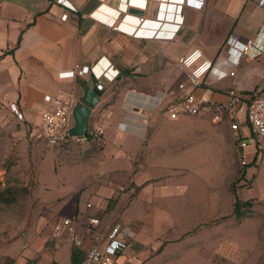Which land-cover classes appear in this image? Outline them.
Returning <instances> with one entry per match:
<instances>
[{
	"label": "crops",
	"instance_id": "obj_1",
	"mask_svg": "<svg viewBox=\"0 0 264 264\" xmlns=\"http://www.w3.org/2000/svg\"><path fill=\"white\" fill-rule=\"evenodd\" d=\"M66 1L71 7L55 0H0V111L15 104L22 119L12 114L33 137L40 124V111L45 107V95L66 99L73 94L75 99L80 86L90 87L100 101L90 114L88 126L96 134L97 128L102 131L96 138L98 143L82 142L90 148L86 156L96 160L89 167L93 178L90 186H75L51 200L42 199L40 203L46 205L47 213L36 216L6 247L5 255L13 259L12 264H81L86 251L96 243L88 227L89 220L97 218L99 229L119 226V240L123 242L119 261L142 264L148 254L163 253V241H169L166 237L146 235L142 226L151 219L148 205L157 197L174 196L180 190L177 186H151L154 178L147 170L153 153L164 151L165 128L178 121L170 120L166 113L167 104L175 96L171 94L185 80L178 60L191 50L200 49L212 62L213 69L200 87L191 90L201 99L226 106L230 103V90L244 97L264 95V7L259 5L261 0H204L200 10L183 5L181 13L176 11L179 18L183 17V25L173 38L159 40L129 36L113 30L106 22L117 17L119 21L124 17H142L150 25L144 28L154 30L152 25L164 20L166 5L180 3ZM123 23L122 29L136 26L132 21ZM229 36L253 42L250 52L238 64L228 59L225 41ZM101 58L119 74L113 81L105 80L100 91L91 74L59 77L76 66H93ZM159 92L165 94L166 100L154 113L141 112L148 117L143 132L138 119L127 120L124 98L130 93L139 105L144 104V96ZM209 112L200 116L210 115ZM233 118L239 123L241 136L249 138L244 116L233 114ZM124 119L129 124L127 131L120 126ZM72 126L71 117L69 130ZM108 145L114 147L109 156ZM111 175L109 186H100L103 183L97 178ZM138 201L144 203L140 217L129 214ZM217 214L183 233L216 219ZM64 219L71 221L72 230L60 227ZM201 228L211 229L205 225ZM202 231L183 238L180 235L178 245ZM74 238L81 244L76 245Z\"/></svg>",
	"mask_w": 264,
	"mask_h": 264
},
{
	"label": "rangeland",
	"instance_id": "obj_2",
	"mask_svg": "<svg viewBox=\"0 0 264 264\" xmlns=\"http://www.w3.org/2000/svg\"><path fill=\"white\" fill-rule=\"evenodd\" d=\"M164 136V151L153 153L148 163L151 186L180 190L148 205L151 219L142 226L146 235L169 241H163V253L148 254L142 264H264V158L255 152L253 139L247 138L248 147L241 150L229 118L213 123L211 114L182 116L169 123ZM113 148L108 145L107 156ZM89 150L87 143L50 148L32 137L10 108L0 111V264H6V247L36 216L47 213L42 199L90 186L89 167L96 160L86 156ZM111 177L97 180L109 186ZM233 190L240 202L251 205L242 208L241 219L233 213ZM141 205L138 201L129 214L143 215ZM216 214L203 224L211 229L201 224L183 233Z\"/></svg>",
	"mask_w": 264,
	"mask_h": 264
},
{
	"label": "built area",
	"instance_id": "obj_3",
	"mask_svg": "<svg viewBox=\"0 0 264 264\" xmlns=\"http://www.w3.org/2000/svg\"><path fill=\"white\" fill-rule=\"evenodd\" d=\"M132 1L133 0L130 2L132 3ZM170 1H175L180 4L169 3L166 5L164 20L154 23L152 25L154 30L144 28L150 25L149 22L142 17H124L122 21H119V17H117L116 19L111 18L109 22L106 23L109 24L113 30L123 31L135 38H152L159 40L173 38L180 26L183 25V17L179 18V14H176V11L181 13L183 5L200 10L204 6V0ZM55 2L62 6L71 7L66 0H55ZM259 5L264 7V0H261ZM63 18H65V16H63ZM124 20L132 21L136 26L129 25L126 26L125 28L127 29L124 28V30L122 29ZM165 20L170 21V23L164 22ZM165 28L170 29V31L165 32L163 30ZM225 45L230 62H232V64H238L239 60L250 52L253 42L252 40L241 41L234 36H229L225 41ZM178 66L184 72L185 80L179 83L177 91L171 94L175 96L166 106L168 118L174 121L182 116H200L210 111L209 113L212 114V122L217 123L221 121L222 115L226 114L230 120V129L237 137L236 142L238 147L241 150H245L248 147L247 138L241 136L239 132V123L233 118V114L243 115L249 128V137L254 141L255 152L258 150L260 156L264 158V95L244 97L236 91L230 90L228 92L230 103L226 106L217 105L212 100H204L195 96L191 91L192 89L200 87L205 77L213 69L212 62L205 58L202 51L200 49L191 50L178 60ZM87 74H91L93 80L96 82L95 88L100 91L103 88V82L105 80L113 81L118 76L119 72L113 68V65L101 58L93 66H76L71 71L60 73L59 77L63 79L73 77L79 78ZM230 75H233V73H230ZM143 99L144 104L140 103L138 105L134 101V96L128 93L122 105L126 112L127 120L130 118L138 119L141 130L144 132L148 117L142 113L144 111L154 113L163 105L166 96L164 93L159 92L154 96H144ZM43 101L45 107L40 111V124L35 130L33 137L50 148L63 143H82L86 141L84 136L73 137L69 134L71 112L75 101L73 94H70L66 99L61 96L45 95ZM9 108L18 119H22V114L18 111L15 104H10ZM125 119L120 126L123 130L127 131L129 130V124L125 123V121H127ZM96 131V136L100 137L102 131L98 128ZM87 207H90V205H87ZM99 224L100 222L97 218H91L89 220L88 231L94 235L96 243L86 251L81 264H127L119 261V256L123 252V242L119 240V226H108L99 229ZM60 227L72 230L71 221L68 219L62 220ZM60 227H57V229ZM73 240L76 245L81 244L80 240L77 238ZM102 241L103 243H101Z\"/></svg>",
	"mask_w": 264,
	"mask_h": 264
},
{
	"label": "water",
	"instance_id": "obj_4",
	"mask_svg": "<svg viewBox=\"0 0 264 264\" xmlns=\"http://www.w3.org/2000/svg\"><path fill=\"white\" fill-rule=\"evenodd\" d=\"M135 13L140 15V11ZM100 97L90 87L80 86V94L76 96L71 112L73 126L69 130L70 136L84 135L88 127L89 117L92 110L99 103Z\"/></svg>",
	"mask_w": 264,
	"mask_h": 264
},
{
	"label": "trees",
	"instance_id": "obj_5",
	"mask_svg": "<svg viewBox=\"0 0 264 264\" xmlns=\"http://www.w3.org/2000/svg\"><path fill=\"white\" fill-rule=\"evenodd\" d=\"M83 136L86 138V141L93 142L92 144L98 143V141L96 140L97 138L96 134L94 133L93 129L89 126L87 127V130L85 131V134ZM256 153L259 154V151L257 150ZM233 196L235 197L233 203V213L238 219H241L243 217V213H240L242 208L244 207L246 209H250L251 208L250 202L247 201L240 202L236 197L235 190H233ZM12 263H13V259L7 257L6 264H12Z\"/></svg>",
	"mask_w": 264,
	"mask_h": 264
},
{
	"label": "bare ground",
	"instance_id": "obj_6",
	"mask_svg": "<svg viewBox=\"0 0 264 264\" xmlns=\"http://www.w3.org/2000/svg\"><path fill=\"white\" fill-rule=\"evenodd\" d=\"M107 22H109V21H107Z\"/></svg>",
	"mask_w": 264,
	"mask_h": 264
}]
</instances>
